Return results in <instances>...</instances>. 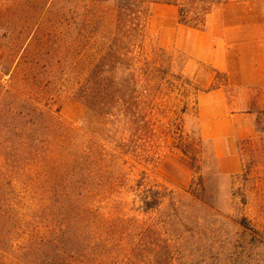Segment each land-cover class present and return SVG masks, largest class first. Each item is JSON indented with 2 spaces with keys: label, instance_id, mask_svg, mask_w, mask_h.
Listing matches in <instances>:
<instances>
[{
  "label": "rangeland",
  "instance_id": "374dc122",
  "mask_svg": "<svg viewBox=\"0 0 264 264\" xmlns=\"http://www.w3.org/2000/svg\"><path fill=\"white\" fill-rule=\"evenodd\" d=\"M93 3L0 0V264H264V0L198 30L152 4L134 65L123 24L84 38ZM92 68L91 110L75 91ZM30 139L90 146L93 175H43Z\"/></svg>",
  "mask_w": 264,
  "mask_h": 264
},
{
  "label": "trees",
  "instance_id": "16d2710c",
  "mask_svg": "<svg viewBox=\"0 0 264 264\" xmlns=\"http://www.w3.org/2000/svg\"><path fill=\"white\" fill-rule=\"evenodd\" d=\"M224 1L225 0H95L96 4L93 3L95 10H93V12L90 10L89 13L86 12L87 16L85 17L83 28L84 38H86V35L96 30L98 26H104L108 20H115L114 22H116V24H123L126 27L125 32L129 40L127 42L128 54L133 62L132 65H134L135 62L139 61L134 54L135 49L139 47L138 40L143 35L144 23L148 18V7L150 5L165 4L175 6L177 8L178 23L187 28L198 30L204 26L205 18L212 8ZM117 62L120 63V57L116 58V63ZM90 74L91 79L86 80V83L84 82L81 89L78 88L77 92L75 91V95H77L79 100H84L87 106L92 110L93 101L95 100L93 96V68ZM132 78L130 74L128 79L131 80ZM78 83L77 81L76 84ZM23 104H25L23 105V107H25L29 102L23 101ZM255 126L258 131L264 132V117H262L260 113L256 115ZM92 127H94V125L87 126L86 129L89 128L94 132ZM15 131L17 132L18 129ZM13 132L14 130H12V128L8 129L9 134H13ZM14 134L17 133L14 132ZM28 142V144L23 145L26 147L25 149L28 151V154L38 157L45 165H48L43 175L49 176L50 173L55 170L57 171V178L65 183L72 184V182L69 181L70 177H76L74 184L80 187L82 185L80 183L81 176L85 175L90 178L93 175L94 151L90 146L83 145V149H79L75 155L64 154V151L63 155H60L50 150L40 151L35 149L31 139ZM151 194V200H148L146 197L142 198V209L145 211L152 210L159 205V192L152 190ZM80 197L82 198L81 190L74 191L72 195L74 200L73 204H77ZM70 204L72 205V201L64 206L68 207ZM81 208L86 214L93 212V210L90 211V209L83 204H81ZM9 218L11 220V217ZM44 253L45 250H43V255Z\"/></svg>",
  "mask_w": 264,
  "mask_h": 264
}]
</instances>
